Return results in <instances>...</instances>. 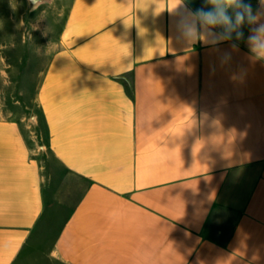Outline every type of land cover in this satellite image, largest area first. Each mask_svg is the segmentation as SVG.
Instances as JSON below:
<instances>
[{"label": "crops", "instance_id": "crops-1", "mask_svg": "<svg viewBox=\"0 0 264 264\" xmlns=\"http://www.w3.org/2000/svg\"><path fill=\"white\" fill-rule=\"evenodd\" d=\"M30 2L38 113L0 112V264H264V60L248 27L187 45L176 0Z\"/></svg>", "mask_w": 264, "mask_h": 264}, {"label": "rangeland", "instance_id": "rangeland-1", "mask_svg": "<svg viewBox=\"0 0 264 264\" xmlns=\"http://www.w3.org/2000/svg\"><path fill=\"white\" fill-rule=\"evenodd\" d=\"M31 6L30 0H0V112H13L17 118L38 113L34 94L42 59L35 48L43 40L41 34H31V29L26 33V13ZM37 8L34 17L39 19L41 7ZM15 18L23 22L20 32L13 25ZM27 43H33L34 50H28Z\"/></svg>", "mask_w": 264, "mask_h": 264}, {"label": "clouds", "instance_id": "clouds-1", "mask_svg": "<svg viewBox=\"0 0 264 264\" xmlns=\"http://www.w3.org/2000/svg\"><path fill=\"white\" fill-rule=\"evenodd\" d=\"M181 8L177 15L178 39L187 45L201 42L216 46L226 41L245 40L243 27L249 34L246 43L250 53L258 60H264V0L253 9L249 0H203V6L189 8L185 0H176ZM231 47L236 49L237 43Z\"/></svg>", "mask_w": 264, "mask_h": 264}]
</instances>
